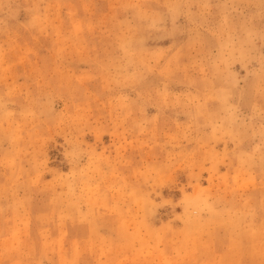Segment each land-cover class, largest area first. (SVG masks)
I'll use <instances>...</instances> for the list:
<instances>
[{"label": "rangeland", "instance_id": "rangeland-1", "mask_svg": "<svg viewBox=\"0 0 264 264\" xmlns=\"http://www.w3.org/2000/svg\"><path fill=\"white\" fill-rule=\"evenodd\" d=\"M0 264H264V0H0Z\"/></svg>", "mask_w": 264, "mask_h": 264}, {"label": "bare ground", "instance_id": "bare-ground-1", "mask_svg": "<svg viewBox=\"0 0 264 264\" xmlns=\"http://www.w3.org/2000/svg\"><path fill=\"white\" fill-rule=\"evenodd\" d=\"M195 223V222H194Z\"/></svg>", "mask_w": 264, "mask_h": 264}]
</instances>
